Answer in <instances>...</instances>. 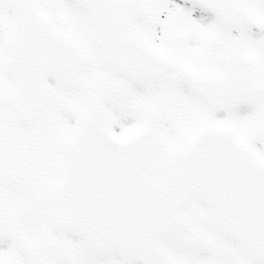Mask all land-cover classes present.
I'll use <instances>...</instances> for the list:
<instances>
[{
  "label": "snow or ice",
  "instance_id": "6c2138e0",
  "mask_svg": "<svg viewBox=\"0 0 264 264\" xmlns=\"http://www.w3.org/2000/svg\"><path fill=\"white\" fill-rule=\"evenodd\" d=\"M0 264H264V0H0Z\"/></svg>",
  "mask_w": 264,
  "mask_h": 264
}]
</instances>
